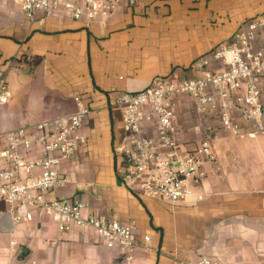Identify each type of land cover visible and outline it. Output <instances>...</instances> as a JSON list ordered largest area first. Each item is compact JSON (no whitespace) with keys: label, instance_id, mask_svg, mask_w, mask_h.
<instances>
[{"label":"crops","instance_id":"0c3cea01","mask_svg":"<svg viewBox=\"0 0 264 264\" xmlns=\"http://www.w3.org/2000/svg\"><path fill=\"white\" fill-rule=\"evenodd\" d=\"M256 16H264V0H118L106 21L86 24L57 12L38 25L27 20L20 0H0V75L8 91L0 134L70 114L79 97L90 109L78 130L86 141L57 167L67 182L46 196L79 200L85 214L133 222L136 239L148 235L152 247H107L78 227L59 232L36 209L31 221L13 223L10 215L11 231H0V264H180L200 257L264 264V135L245 136L240 117L242 135H231L181 100L178 141L190 149L207 136L215 160L204 165L206 176L195 187L201 201L170 203L123 187L118 148L126 132L122 111L110 105L116 93L158 78L196 75L192 61ZM6 211L0 201V215Z\"/></svg>","mask_w":264,"mask_h":264},{"label":"built area","instance_id":"2783aa9c","mask_svg":"<svg viewBox=\"0 0 264 264\" xmlns=\"http://www.w3.org/2000/svg\"><path fill=\"white\" fill-rule=\"evenodd\" d=\"M118 0H20L27 20L42 25L57 12L86 24L106 21ZM196 75L178 80L158 78L137 91L116 93L110 105L122 111L125 142L118 148L117 172L128 191L170 203L201 201L195 187L205 178L204 165L215 160L210 139L201 137L183 148L176 110L188 99L196 115L217 120L223 131L242 135L235 124H247L244 135H264V16L243 23L226 41L189 65ZM7 85L0 75V104L7 101ZM74 112L26 124L0 134V201L12 222L31 221L40 210L59 232L71 227L90 229L107 247L129 251L138 246L152 251L149 236L137 240L133 222L120 223L102 214L86 213L79 200L50 199L46 193L67 182L57 167L85 143L78 133L90 109L75 97ZM17 245L10 242L13 250ZM132 257L128 255L127 259ZM180 264H222L209 257L184 259Z\"/></svg>","mask_w":264,"mask_h":264},{"label":"water","instance_id":"95a60500","mask_svg":"<svg viewBox=\"0 0 264 264\" xmlns=\"http://www.w3.org/2000/svg\"><path fill=\"white\" fill-rule=\"evenodd\" d=\"M11 229H12V222L10 218V213L6 211L0 215V231L7 232V231H11ZM20 251L23 252L24 248H21Z\"/></svg>","mask_w":264,"mask_h":264},{"label":"rangeland","instance_id":"374dc122","mask_svg":"<svg viewBox=\"0 0 264 264\" xmlns=\"http://www.w3.org/2000/svg\"><path fill=\"white\" fill-rule=\"evenodd\" d=\"M246 20V19H245Z\"/></svg>","mask_w":264,"mask_h":264}]
</instances>
